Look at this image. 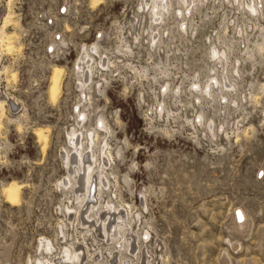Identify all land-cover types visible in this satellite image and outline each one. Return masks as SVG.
<instances>
[{
	"label": "rangeland",
	"instance_id": "rangeland-1",
	"mask_svg": "<svg viewBox=\"0 0 264 264\" xmlns=\"http://www.w3.org/2000/svg\"><path fill=\"white\" fill-rule=\"evenodd\" d=\"M100 1L12 0L18 26L8 33L16 35L17 52L0 74V101L7 94L11 103L0 130V264H37L47 254L43 239L55 254L85 244L107 258L114 250L86 237L74 195L61 185L74 131L96 160L110 152L100 201L134 222L139 263L264 264V49L255 50L264 48V0L252 23L235 15L234 2L232 8L227 0H208L206 15L193 17L191 35L165 32L154 46L137 30L144 0ZM233 21L246 30L245 40L231 31ZM213 34L220 49L230 45L240 74L230 97L236 104L223 110L191 93L196 78L207 80ZM94 45V60L102 56L110 67L94 69L84 97L76 65ZM54 66L64 69L55 103L48 89ZM77 111L84 115L80 125ZM38 128L47 131L45 152ZM12 181L24 186L14 206L3 195Z\"/></svg>",
	"mask_w": 264,
	"mask_h": 264
},
{
	"label": "bare ground",
	"instance_id": "bare-ground-1",
	"mask_svg": "<svg viewBox=\"0 0 264 264\" xmlns=\"http://www.w3.org/2000/svg\"><path fill=\"white\" fill-rule=\"evenodd\" d=\"M92 1L95 4L98 0H91V3ZM207 1L208 0H144L140 4V12H138L136 16L137 30L139 32L144 29L142 34H146L145 39L149 46L160 43L165 32L167 35L172 31L179 33V35H191L194 31L191 25V23H193L192 21H195L193 17L196 14L202 15L204 11L203 7L208 3ZM227 1L230 5L233 4V2L236 4L235 8L231 5L232 8L235 9V11H233L237 13L235 15L238 18L244 17L247 23H252V18L258 20L259 15L262 14V0ZM13 18V13L9 11L0 26V41L2 43L0 55H2V52L11 54L17 50L14 49L16 48L14 45L16 35H14L13 32V34L8 33V27L11 25L18 26ZM232 24L231 31L242 39L247 33L246 30H244L242 25L237 23V21L236 23L233 21ZM228 30L229 26H225L223 28V34L227 33ZM213 36L217 39H214V42H212L214 37H208L210 47L212 48L210 53L212 66L207 69V76L205 75L207 80L202 84L201 80L199 81V79L196 78L191 86V93H193V96H195L198 101H201V98L202 100L205 98L207 100L206 104L216 103L220 110H223L226 104H236V100L230 99V97L236 95V80H240V74L236 65L230 63V45L228 44L229 46H227L223 44L224 47L220 49V47L215 44V42L219 40V36L217 37L214 34ZM246 38L248 37L246 36ZM258 46L259 50L264 49L262 44H258L255 50L258 49ZM18 48L20 50L22 48L21 45ZM94 54H98L96 45L92 46L91 49L89 47L88 49H83L76 65L79 77L78 87L84 97L85 90H90L88 83L92 82L94 69L97 72L99 70L105 71L110 67V61L108 59L101 56V58H99L100 61L96 62L94 60ZM6 68L3 67L0 69V74H7L8 72L6 71L8 69ZM63 71V67L54 66L51 72L48 89L49 99L54 103L57 101L60 93ZM9 74L11 81H15L17 74H14V72H10ZM173 94L176 99L180 98V92L176 91ZM5 108L4 101H0V130L3 128L1 119H3L5 115ZM83 117L84 115L81 111H77L78 125L82 122ZM201 118L200 116L199 124L203 125L204 123ZM46 132L47 131L43 128L34 130V135L40 143L42 152H45L47 150L46 148H48ZM83 143L82 135L79 134V131H74L70 134L69 151H65V154L62 156V160L66 165L67 176L61 185L74 195L72 201L74 216L77 218L78 224L82 231L85 232L86 237L88 236L91 239H103L108 245L114 246V250L108 252L107 258L102 255L101 251L92 254L88 251L89 248H87L85 244V246L71 245L69 246L70 249L64 247L65 249H63V251L55 254L50 240H48V242L43 239V251L47 254L46 257H43V260L38 261L37 264H141L138 259L140 256H137V251H140V246L137 243V241H139V236L138 232H136V226L133 224L134 222H126V215H124L122 211L116 210L111 203H108L107 206H103L101 204L102 201H100L101 197L103 198V191H105L106 185L109 183L105 170L110 164V152H108L109 156L104 153L105 158L96 160L92 146L91 148L87 147L83 149ZM106 148H108L107 144ZM88 149L91 150L90 153H86ZM23 187L22 184L16 181L8 183L6 187L4 186L3 195L5 201L11 205L19 202ZM20 202L18 204H20ZM73 209L70 211L73 212ZM148 236L149 235L146 233V237Z\"/></svg>",
	"mask_w": 264,
	"mask_h": 264
},
{
	"label": "built area",
	"instance_id": "built-area-1",
	"mask_svg": "<svg viewBox=\"0 0 264 264\" xmlns=\"http://www.w3.org/2000/svg\"><path fill=\"white\" fill-rule=\"evenodd\" d=\"M12 8V0H0V26L2 25V21L4 19V17L7 15V13L9 11H11L13 13V11L11 10ZM21 50L23 49V46L21 45ZM1 49H2V43L0 41V52H1ZM16 51L12 52V53H15ZM12 53L11 54H5L4 52H2V55H0V69L3 68V62L7 61L9 58H11L12 56ZM5 80V87L3 88H6L8 85H9V82H8V79H6V77L4 78ZM3 80L0 79V82L2 83ZM2 84H0L1 86ZM5 98L3 101H4V104L6 106V108H8V101L10 99H8V96L7 94H5ZM7 110V109H6ZM7 112V111H6ZM5 112V114H6ZM1 132V131H0Z\"/></svg>",
	"mask_w": 264,
	"mask_h": 264
}]
</instances>
